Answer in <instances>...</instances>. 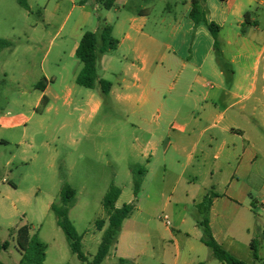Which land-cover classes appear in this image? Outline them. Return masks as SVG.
Wrapping results in <instances>:
<instances>
[{
    "label": "crops",
    "instance_id": "1",
    "mask_svg": "<svg viewBox=\"0 0 264 264\" xmlns=\"http://www.w3.org/2000/svg\"><path fill=\"white\" fill-rule=\"evenodd\" d=\"M203 1L208 22L221 27L220 58L206 25L191 18L193 0L185 3L179 16H172L168 6L167 15L162 12L154 21L151 0H116L109 10L113 19L105 21L112 26L118 47L102 57L99 67L102 79L117 80L110 82L107 97L76 82L83 68L76 52L86 31L83 24L66 34L65 28L73 12L84 10V5L67 0L65 20L58 4L54 11L46 7V23L33 27L35 56L15 81L12 97L8 89L0 91V153L12 149L6 163L12 169L22 147L54 152L60 141L77 146L110 98L126 110V124L133 130L137 157L125 174L130 187L134 168L145 164V186L161 161V185L173 186L174 191L184 187L194 206L217 190L209 214L213 236L235 257L253 262L241 252H252L251 243L261 228L254 219L258 201L253 192L258 186L264 189V0ZM6 42L0 53L6 48L14 55L16 47ZM54 47L59 51L56 72L49 74L44 64ZM3 70L7 83L11 75ZM53 108L56 116L61 109L67 114L59 124L44 118ZM73 112L79 115L78 123L72 120ZM7 183L16 189L13 181L2 179L3 185ZM117 186L121 195L116 208H121L126 185L120 181ZM90 244L94 246V240ZM189 249L195 251L190 244ZM177 251L180 261L178 243ZM6 253L0 254V264H7L1 260ZM205 253L200 249L198 254ZM19 256L12 264L20 263ZM109 257L110 253L106 260Z\"/></svg>",
    "mask_w": 264,
    "mask_h": 264
},
{
    "label": "rangeland",
    "instance_id": "2",
    "mask_svg": "<svg viewBox=\"0 0 264 264\" xmlns=\"http://www.w3.org/2000/svg\"><path fill=\"white\" fill-rule=\"evenodd\" d=\"M66 1L29 0L30 11H27L19 5L18 0H0V41L13 43L17 49L14 55L6 48L5 52L0 53V91L8 89L9 96L12 97L15 81L22 76L33 55L35 56L33 27L46 23L43 18L44 9L48 7L54 11L57 4L61 7L60 14L65 20L69 9ZM77 1V6H82V0ZM189 1L151 0L154 11L152 21L162 12L167 15L165 9L168 6L172 9V16H179L185 3ZM84 7V10L79 8L74 11L67 20L65 34L75 30L80 24H83L86 32L94 33L108 17L113 19L112 11L101 7L96 0H87ZM58 52V47H54L44 64L49 74L56 72ZM3 69L11 75L7 83L4 82L6 79ZM108 79L113 84L117 82L114 77ZM55 113L53 108L44 118L59 124L67 117L63 109L59 116ZM73 115L72 120L78 123L79 115ZM132 138L133 130L126 124V110L115 106L108 98L87 136H80L77 146L60 141L54 152H48L47 149H40L38 152L37 148L22 147L16 153L12 169L6 167L7 161L12 158V149L3 150L0 153V242H9L10 247L1 260L12 264V258H20L15 235L12 234L17 228L28 225L31 235H38L47 246L46 264H89L96 255L100 247L97 243L101 244L103 236L97 229V222L107 221L104 198L112 185L117 186L122 181L126 188L120 205L125 203L123 207L135 203V210L119 232L117 251L112 250L103 264H190L193 260L196 263L191 264H222L215 259L213 251L201 243L203 234L197 225V206L188 199L184 187H177L174 191L173 186L161 185L160 181L164 176L161 161L154 167L155 176L142 186L135 199L134 186L130 187L125 178L127 167L137 157L132 147ZM41 140L39 138L38 143ZM52 156L55 157L54 160L51 159ZM141 167H145V164H141ZM169 168L176 169L174 165ZM4 178L13 181L16 189L10 183L3 185ZM66 186L76 191L69 209V219L83 238V252L88 263H82L72 253L65 233L58 226L57 216L51 210L53 204L58 207L63 205L61 191ZM260 188L258 186V190L253 192L254 199L258 201L257 217L254 219L261 227L254 240L258 245V256L262 260L257 264H264V189L260 191ZM212 192L219 193L217 190ZM164 216L169 217L170 228L164 224ZM91 240H94V246H91ZM177 243L183 254L180 261L176 259ZM189 244L194 247V252H190ZM200 249L205 250L206 256L198 254ZM249 253L250 251L243 250L241 255L252 259L253 254ZM198 257L204 261L200 262Z\"/></svg>",
    "mask_w": 264,
    "mask_h": 264
},
{
    "label": "trees",
    "instance_id": "3",
    "mask_svg": "<svg viewBox=\"0 0 264 264\" xmlns=\"http://www.w3.org/2000/svg\"><path fill=\"white\" fill-rule=\"evenodd\" d=\"M28 2L29 0H18L19 5L23 9L30 11ZM96 2L107 10H111L116 4V0H96ZM203 2V0H193L191 18L197 24L203 23L206 25L215 40V47L220 58L218 38L221 27L215 23L208 22ZM85 3L86 0L80 2L81 5ZM246 17H249V14H247ZM112 30V26L104 21L100 28V36H98L97 33L86 32L76 52L77 59L83 65L81 72L77 76V84L87 89L99 90L103 97H107L110 94L112 84L100 77V61L104 55L115 51L118 47V41L113 38ZM3 44H7V42L1 40L0 47H2ZM45 104L44 101L43 106ZM133 173L135 176L134 194L135 199H137L141 191L146 171L143 168H134ZM120 195V189L112 185L104 198L103 207L107 214V221L99 220L97 222V229L103 231V236L98 252L89 264L104 263L111 248L117 244L119 232L124 222L130 218L135 210V203L124 205L122 208H116V203ZM75 197L76 191L66 186L61 191V201L63 205L60 207L53 205L51 210L57 216L58 226L65 233L72 253L76 255L82 263H88L89 260L83 252L82 237L78 234L73 223L69 219V209ZM215 197L216 195L210 192L196 208L197 225L202 230L203 234L201 242L213 251L215 259L222 264H257L261 262L262 260L258 256V245L255 240L251 243L254 261L246 262L235 257L215 239L209 221V214ZM12 235H15L16 248L21 255L19 264H46L47 246L39 239L38 235H31L30 226L25 225L21 228H17ZM9 247V242H0V254L8 251Z\"/></svg>",
    "mask_w": 264,
    "mask_h": 264
},
{
    "label": "built area",
    "instance_id": "4",
    "mask_svg": "<svg viewBox=\"0 0 264 264\" xmlns=\"http://www.w3.org/2000/svg\"><path fill=\"white\" fill-rule=\"evenodd\" d=\"M162 220H163L164 224H165L168 228L171 227L170 219H169L168 216H164V217L162 218Z\"/></svg>",
    "mask_w": 264,
    "mask_h": 264
}]
</instances>
